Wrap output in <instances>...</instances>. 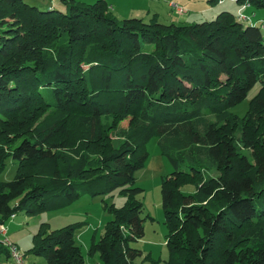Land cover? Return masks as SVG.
<instances>
[{
  "label": "trees",
  "instance_id": "obj_1",
  "mask_svg": "<svg viewBox=\"0 0 264 264\" xmlns=\"http://www.w3.org/2000/svg\"><path fill=\"white\" fill-rule=\"evenodd\" d=\"M67 6L0 0V175L9 160L17 166L0 181V224L120 190L126 201L105 203L113 218L91 252L102 264H137L145 220L135 174L157 136L174 168L162 184L165 264H264L261 28L229 11L177 25L118 19L105 0ZM257 85L238 135L232 110ZM82 227L41 228L25 258L84 264Z\"/></svg>",
  "mask_w": 264,
  "mask_h": 264
},
{
  "label": "rangeland",
  "instance_id": "obj_2",
  "mask_svg": "<svg viewBox=\"0 0 264 264\" xmlns=\"http://www.w3.org/2000/svg\"><path fill=\"white\" fill-rule=\"evenodd\" d=\"M23 1L29 5L38 6L42 10L45 9L40 4V1L43 0ZM155 1L157 4H153V10H159L157 11L159 15L156 17L159 23H174L177 25L189 23L185 19L178 18L177 15L180 14L173 11L171 8H168V4L173 0ZM227 1V3H229L230 0ZM124 2V6L129 9L131 6L139 5V2L141 1L124 0ZM176 2H179V4L186 8V13L192 10L195 12L196 10L191 8L189 9L187 4L189 6L196 4V8H199V10L203 7L215 8V12H217L219 7H221L218 3H214L210 0H186L183 2ZM66 5H68V3ZM57 9L66 11L67 7H65V4L59 3L57 5ZM253 9L255 12H264V9ZM111 12L113 14L112 10ZM203 14V20L207 21L214 20L217 16L216 14L213 17L210 11L204 12ZM142 15L143 17L145 16L144 14ZM125 16L127 17H120V19L123 20L133 18L129 17V15ZM253 20L255 21L256 26L261 28L264 35V25L262 24V21H256L255 17ZM190 22L194 23L193 21ZM258 90L259 85L251 91L247 100L242 105L232 110L236 115H238L239 123H241L238 135L241 134L240 130L242 127V120L248 110V101L257 93ZM123 125L127 126V122H124ZM261 137L264 141V128L262 129ZM145 149L148 153V158L144 167L135 174L136 186L143 189V192L138 196V198L143 204L141 218L145 220L143 223L145 228V237L133 243L132 246L142 250L144 253L142 258L137 259V264H165L169 260V251L166 244L168 230L165 225V215L163 210L162 184L163 179L167 178L174 171V168L168 158L165 157L160 150L159 137L154 136L147 143ZM246 154L249 155V152H246ZM16 168L17 166L14 161L9 160L6 171L0 175V181L9 182L13 180L16 174ZM212 175L217 176L218 173L212 172ZM194 190L195 187L192 184L186 185L182 188V192L184 194H193ZM125 201L126 198L120 193V190H117L113 193L97 197L85 195L67 207L44 212L35 216L19 212L17 213L16 219L12 220V222H8L6 225L8 230L7 237L20 249L21 252L27 253L34 248V236L40 232L41 228H46V230L50 232L70 225H83V227L77 231L76 242L77 245L81 247L84 264H102L100 254H93L91 252V248L94 241H98L102 237L107 223L113 218L105 207V203L108 206H114L119 209L124 205ZM2 239L3 236L0 234V241H2ZM0 260L3 264H10L9 260H7L5 256H1ZM26 262L27 264H48L44 257H38L33 254H29L26 257Z\"/></svg>",
  "mask_w": 264,
  "mask_h": 264
},
{
  "label": "crops",
  "instance_id": "obj_3",
  "mask_svg": "<svg viewBox=\"0 0 264 264\" xmlns=\"http://www.w3.org/2000/svg\"><path fill=\"white\" fill-rule=\"evenodd\" d=\"M70 1L71 0H56L54 2H51L50 0H43V1H40V4L44 8L51 9V8H57V5L59 3H63V4H65V7H68L66 4L69 3ZM73 1L74 2H81V3H95L98 0H73ZM105 1L108 3L109 7L113 11V15L116 16L118 19H120V17H127L125 15H129V17H133V18L141 17L142 19H144V20L148 19L147 21H149L153 17H157L159 15L157 13V11H159V10H153V4H157V2L155 0H148V1L139 0V1H141V2H139V5L131 6L129 9L124 6V4H123V3H125L124 0H105ZM176 1L183 2V1H186V0H173L172 2H170L168 4V8H171L173 11H175L171 7V4H177L180 7L184 8L183 5L179 4V2H176ZM210 1H212V0H210ZM227 2H228L227 0H217L216 2H214V3H218L221 6V7H219L217 12H215V8L203 7L202 9L199 10V8H196L197 7L196 4H192L190 6L187 4L189 9L190 8L191 9H196L195 12H193L194 10H192V11H189L188 13H185L183 15H177V16H178V18L185 19L189 23H192L190 21H193V22H195V21H199V22L207 21V20H203V18H204V14L203 13L204 12H208V11H210L212 13L213 17L216 14L218 15L222 11H229V12L237 15L238 11L242 7V4H240L238 2V0H230L229 3H227ZM155 8H157V7H155ZM253 8L254 7L250 5V7L246 8L244 10V14H246L248 16H251L252 19H254V17H255L256 21H264V12H255V10ZM184 9H186V8H184ZM142 14H144L145 16L143 17ZM16 216L17 215H15L14 218L9 219L5 223V225H7L8 222H12V220L16 219ZM5 258L7 260H9L10 264H12L11 258H8L6 256H5ZM0 264H3L1 260H0Z\"/></svg>",
  "mask_w": 264,
  "mask_h": 264
},
{
  "label": "built area",
  "instance_id": "obj_4",
  "mask_svg": "<svg viewBox=\"0 0 264 264\" xmlns=\"http://www.w3.org/2000/svg\"><path fill=\"white\" fill-rule=\"evenodd\" d=\"M171 7L180 15L185 14V9L183 7H180L177 4H171ZM250 7V3L246 1L242 4V7L238 11L237 18L240 22L247 23L250 25H256V23L253 21L251 16H248L244 14V10L246 8ZM262 24L264 25V21H262ZM15 215H13L11 218H14ZM0 234L3 236L2 242L3 244L8 248L10 253V258L12 260V264H27L25 253L21 252L20 249L13 244L7 237L8 230L7 226L5 224H0Z\"/></svg>",
  "mask_w": 264,
  "mask_h": 264
}]
</instances>
